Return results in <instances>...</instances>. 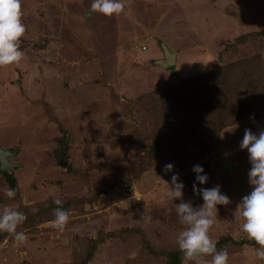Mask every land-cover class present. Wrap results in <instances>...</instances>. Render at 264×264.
Masks as SVG:
<instances>
[{"label":"rangeland","instance_id":"1","mask_svg":"<svg viewBox=\"0 0 264 264\" xmlns=\"http://www.w3.org/2000/svg\"><path fill=\"white\" fill-rule=\"evenodd\" d=\"M92 2L21 0L24 56L0 66V149L14 152L4 172L16 195L5 196L0 170V209L25 213L17 231L28 239L0 232V264L89 254L85 264H165L185 227L176 206L203 203L194 165L208 176L197 188L219 186L231 201L209 230L217 250L229 264H264L236 218L251 191L239 142L264 131V0H123L112 16ZM162 46L177 54L168 68L154 63ZM173 173L183 195L169 200ZM56 197L63 232L49 226Z\"/></svg>","mask_w":264,"mask_h":264},{"label":"clouds","instance_id":"2","mask_svg":"<svg viewBox=\"0 0 264 264\" xmlns=\"http://www.w3.org/2000/svg\"><path fill=\"white\" fill-rule=\"evenodd\" d=\"M123 8V0H93L90 11L112 16L119 15ZM22 15L21 0H0V66L19 64L24 56L20 47L21 37L26 31ZM239 147L242 150L246 149L248 153L251 167L247 175L251 191L241 198L236 218L242 219L240 230L258 245L255 250L256 258L264 260V131L257 134L245 129ZM172 169L173 164L168 163L162 170L171 172ZM192 171L196 174L192 185L193 192L201 196L203 203L198 208L183 201L176 206V214L181 224L185 226L178 233L176 244L183 256L184 264H188L189 261H195V264H229L227 250H217V241L210 237L209 230L215 223L217 206L230 204V198L221 192L219 186L197 188V182L203 185L208 176L201 165H194ZM183 188L184 184L179 180V174L173 173L171 187L166 193L168 199H180ZM15 195V189H6L5 196L9 199ZM52 202L57 207L53 210L54 219L49 226L63 232L69 220V213L62 208L63 200L59 197L54 198ZM31 211L35 213L37 209L32 208ZM26 219L25 213L4 206L0 209V232L11 234L15 241L23 244L28 236L23 231H17V227ZM207 256H211L210 261L205 260Z\"/></svg>","mask_w":264,"mask_h":264},{"label":"water","instance_id":"3","mask_svg":"<svg viewBox=\"0 0 264 264\" xmlns=\"http://www.w3.org/2000/svg\"><path fill=\"white\" fill-rule=\"evenodd\" d=\"M162 48L164 52L163 57L161 59H157L156 62L154 63L158 64L163 68H168L175 63L174 57H171V55L174 56L175 53L170 52L168 48L165 46H162ZM13 154H14L13 151L11 152L9 150L0 149V170H6L14 167V164L8 161V156H11ZM58 160L60 164H65L64 162H66L62 151L58 156Z\"/></svg>","mask_w":264,"mask_h":264},{"label":"trees","instance_id":"4","mask_svg":"<svg viewBox=\"0 0 264 264\" xmlns=\"http://www.w3.org/2000/svg\"><path fill=\"white\" fill-rule=\"evenodd\" d=\"M250 62H252L254 65H256V64H258L259 61L255 58V59H252ZM240 82H242V81H240ZM240 82L236 83V85L238 86L240 84ZM1 171L0 172L3 175H5V178H6L7 182H8V188L15 189V187H14L15 186L14 178L10 174H7L6 172H4V170H1ZM216 245L218 246V243ZM84 257L85 258L83 259V262L81 264H85L86 260L90 259L91 254L85 255ZM182 259H183V256H182V254H181V252L179 250L170 251V252H168L166 254L165 264H180Z\"/></svg>","mask_w":264,"mask_h":264},{"label":"crops","instance_id":"5","mask_svg":"<svg viewBox=\"0 0 264 264\" xmlns=\"http://www.w3.org/2000/svg\"><path fill=\"white\" fill-rule=\"evenodd\" d=\"M174 10H175V9H174ZM175 55H176V56H175V61H176V59H177V54L175 53ZM175 63H176V62H175Z\"/></svg>","mask_w":264,"mask_h":264},{"label":"bare ground","instance_id":"6","mask_svg":"<svg viewBox=\"0 0 264 264\" xmlns=\"http://www.w3.org/2000/svg\"><path fill=\"white\" fill-rule=\"evenodd\" d=\"M170 52H171V51H170ZM175 56H176V55H174V56L171 55V57H174V59H175ZM9 162H10V161H9Z\"/></svg>","mask_w":264,"mask_h":264}]
</instances>
